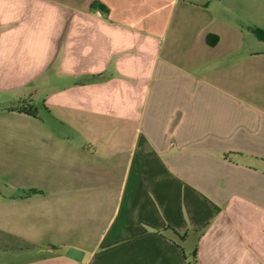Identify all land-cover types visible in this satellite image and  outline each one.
Instances as JSON below:
<instances>
[{
    "label": "crops",
    "instance_id": "obj_1",
    "mask_svg": "<svg viewBox=\"0 0 264 264\" xmlns=\"http://www.w3.org/2000/svg\"><path fill=\"white\" fill-rule=\"evenodd\" d=\"M262 35L264 0H0L45 147L2 160L0 264H264Z\"/></svg>",
    "mask_w": 264,
    "mask_h": 264
},
{
    "label": "rangeland",
    "instance_id": "obj_2",
    "mask_svg": "<svg viewBox=\"0 0 264 264\" xmlns=\"http://www.w3.org/2000/svg\"><path fill=\"white\" fill-rule=\"evenodd\" d=\"M26 102L0 98V178L6 172L2 160H24L31 150L41 151L45 148L39 143L33 146L28 143L30 134L23 128L28 121L20 113H31L34 117L37 114L31 110L30 102Z\"/></svg>",
    "mask_w": 264,
    "mask_h": 264
},
{
    "label": "trees",
    "instance_id": "obj_3",
    "mask_svg": "<svg viewBox=\"0 0 264 264\" xmlns=\"http://www.w3.org/2000/svg\"><path fill=\"white\" fill-rule=\"evenodd\" d=\"M93 7H96V4H94ZM98 7H100L101 10L104 11V12L107 11V10H106V7L103 6V5H100V6H98ZM262 37L264 38V35H262ZM190 264H198V260H197V257H196L195 252H193L192 255H191Z\"/></svg>",
    "mask_w": 264,
    "mask_h": 264
}]
</instances>
